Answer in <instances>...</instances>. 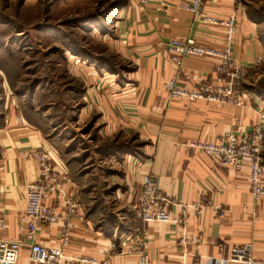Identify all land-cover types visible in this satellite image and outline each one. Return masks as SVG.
<instances>
[{
  "label": "crops",
  "instance_id": "obj_1",
  "mask_svg": "<svg viewBox=\"0 0 264 264\" xmlns=\"http://www.w3.org/2000/svg\"><path fill=\"white\" fill-rule=\"evenodd\" d=\"M118 1L123 5L117 17L115 46L132 64L133 82L123 102L127 111H119V116L114 115L108 125L106 107L102 106L104 132L106 127L110 136L120 130L132 132L146 141L140 156L125 152L117 164L106 160L109 162L106 180L112 183L106 184L111 196L108 202L115 207L110 213L118 211L115 214L119 221L104 219L95 203L88 201L85 193L88 185L73 173L70 176L59 148L43 127L24 112L11 108L0 119V240L22 238L20 215L27 203V185L38 175V162L28 154L45 150L57 163L66 165L65 190L74 195L83 209L84 217L75 221L64 248L68 257L88 254L105 264H138L137 252L128 253L123 245L129 243L126 241L129 234L141 227L148 235L147 252L152 264H215L228 258L235 246L247 242L254 244L258 258H264V197L255 201L251 196L250 169L223 165L219 158L197 147L200 141L218 142L230 130L251 129L264 121V101L248 90L242 92L243 105L205 99L169 101L166 97L167 84L176 71L167 49L169 39L192 37L201 45L222 48L226 30L205 23L203 17L224 19L238 10L234 55L243 65H253L259 56H264L257 23L245 15L240 0H206L199 14L179 6L180 2L189 0H148L147 4L137 0ZM69 2L77 10L94 9L96 4V0ZM219 62V58L211 56L187 57L178 79L184 85H195L200 75L212 71ZM208 78L214 82L216 77L210 74ZM243 83L248 84V79ZM36 114L40 113L36 111ZM113 166L120 172L119 177ZM147 170L156 176L169 200L168 208L173 216L183 218L182 223H142L138 218L141 174ZM92 189L87 193H93ZM202 197L211 205L198 216L194 205ZM48 203L55 205L54 198ZM66 210V206L58 207L62 213ZM63 224V221L44 224L37 241L50 247L59 246ZM114 243L116 248L112 247ZM137 247L135 242L133 248ZM23 251L19 264H29V249L25 247Z\"/></svg>",
  "mask_w": 264,
  "mask_h": 264
},
{
  "label": "rangeland",
  "instance_id": "obj_2",
  "mask_svg": "<svg viewBox=\"0 0 264 264\" xmlns=\"http://www.w3.org/2000/svg\"><path fill=\"white\" fill-rule=\"evenodd\" d=\"M69 1L0 0V119L14 108L38 122L59 148L70 176L88 185V201L104 219L119 221L118 211L110 213L115 207L108 202L106 184L112 183L106 180V160L117 164L126 150L140 156L146 144L132 132L110 136L107 127L104 132L102 106L108 125L119 111H127L123 102L133 82V66L115 46L122 2L96 0L94 9L77 10ZM240 4L257 23L264 44V0ZM238 89L264 101V56L241 78ZM113 171L120 176L117 168Z\"/></svg>",
  "mask_w": 264,
  "mask_h": 264
},
{
  "label": "built area",
  "instance_id": "obj_3",
  "mask_svg": "<svg viewBox=\"0 0 264 264\" xmlns=\"http://www.w3.org/2000/svg\"><path fill=\"white\" fill-rule=\"evenodd\" d=\"M147 4L148 0H137ZM206 0H189L180 2L182 9L199 14L203 10ZM218 1V0H213ZM239 11L234 10L224 19L217 17H203V21L210 25H217L226 30L224 46L222 48L208 47L199 44L192 37H174L167 41V49L171 62L176 71L167 84V99H187L189 101L208 100L230 105H243L242 94L238 86L241 78L249 68L254 67L261 59L259 56L253 65H243L234 55L235 34L239 28ZM192 56H211L220 62L206 74L200 75L195 85L187 86L178 79L180 67L185 58ZM215 75L211 82L208 76ZM200 151L219 158L223 165L240 169L247 166L250 169V194L255 201L264 197V121L255 124L247 130H230L221 136L218 142L200 141L197 143ZM38 162V175L35 181L29 183L26 189L27 203L20 215L22 238L18 240H0V264H19L23 249H29L27 258L29 264H105L96 256L81 254L68 257L65 247L71 237V229L76 220L82 219L83 209L74 200V195L66 192L65 184L68 180L67 167L64 163H57L50 153L45 150H34L28 154ZM141 194L138 201L137 215L142 223L164 222L182 223V217L173 216L168 208L169 200L162 192L156 176L151 170L141 174ZM54 198L55 205L48 201ZM60 205L66 206L65 213L58 211ZM211 205L205 197L195 203L196 214L201 216L207 206ZM217 210V209H216ZM63 221L61 244L46 246L37 241V234L44 224ZM148 235L141 227L129 234L126 252H137L138 264H152L147 252ZM138 244L136 249L134 243ZM116 248V244H112ZM124 247V248H125ZM264 264V258L255 254L254 244L247 242L235 246L228 258L215 264Z\"/></svg>",
  "mask_w": 264,
  "mask_h": 264
},
{
  "label": "trees",
  "instance_id": "obj_4",
  "mask_svg": "<svg viewBox=\"0 0 264 264\" xmlns=\"http://www.w3.org/2000/svg\"><path fill=\"white\" fill-rule=\"evenodd\" d=\"M123 5V4H122ZM125 152H130L129 150H126Z\"/></svg>",
  "mask_w": 264,
  "mask_h": 264
}]
</instances>
